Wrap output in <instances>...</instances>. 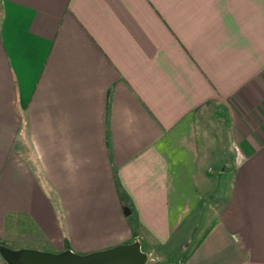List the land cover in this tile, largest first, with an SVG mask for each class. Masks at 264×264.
Returning a JSON list of instances; mask_svg holds the SVG:
<instances>
[{
  "label": "crops",
  "instance_id": "crops-1",
  "mask_svg": "<svg viewBox=\"0 0 264 264\" xmlns=\"http://www.w3.org/2000/svg\"><path fill=\"white\" fill-rule=\"evenodd\" d=\"M215 130L241 152L211 204ZM16 221L57 254L264 264V0H0V238Z\"/></svg>",
  "mask_w": 264,
  "mask_h": 264
},
{
  "label": "rangeland",
  "instance_id": "rangeland-1",
  "mask_svg": "<svg viewBox=\"0 0 264 264\" xmlns=\"http://www.w3.org/2000/svg\"><path fill=\"white\" fill-rule=\"evenodd\" d=\"M209 135L210 138L215 141V143L217 142L220 145H213L212 150L214 149L215 152L212 153V157H215L216 161H210L205 169L206 176L210 178V182L208 183V191L210 193V199L213 201L211 204H215L225 196L222 190H224L225 183L228 180L229 182L231 181V176L228 173H232L231 166L234 165L237 156L236 152L238 151V153H240L241 151L238 145H236V151H234L231 148V143L229 141L225 142L224 133H222L221 131L215 130L212 133H209ZM211 139L207 138L204 144H210ZM239 156H243L244 159L243 153L239 154ZM226 162H229L228 169H225ZM223 169L226 170H224V174L222 173ZM23 223L19 225L16 221L10 224L5 235L0 238V245L12 249L13 251L30 249L40 252L57 254L55 253L54 249L48 247L44 243L42 236L39 234L35 227L24 225ZM0 264H8L2 257L1 253Z\"/></svg>",
  "mask_w": 264,
  "mask_h": 264
},
{
  "label": "water",
  "instance_id": "water-1",
  "mask_svg": "<svg viewBox=\"0 0 264 264\" xmlns=\"http://www.w3.org/2000/svg\"><path fill=\"white\" fill-rule=\"evenodd\" d=\"M0 253L8 264H148L151 262L137 242L89 255H78L72 251L59 254L30 249L13 251L2 245H0Z\"/></svg>",
  "mask_w": 264,
  "mask_h": 264
}]
</instances>
